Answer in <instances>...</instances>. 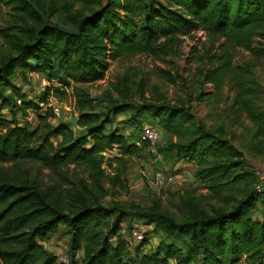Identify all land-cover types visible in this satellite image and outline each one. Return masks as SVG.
<instances>
[{"label":"trees","instance_id":"1","mask_svg":"<svg viewBox=\"0 0 264 264\" xmlns=\"http://www.w3.org/2000/svg\"><path fill=\"white\" fill-rule=\"evenodd\" d=\"M0 5L16 18L0 34L17 49L0 59V264H264V211L262 218L251 213L254 194L228 208L220 204L231 180L239 178H233L230 160L221 161L232 146L184 108L172 106L159 107V122L150 125L174 136L177 163L196 164L211 206H198L185 223L141 214L143 220L166 223V238L153 252L147 253V237L131 250L118 237L122 212L102 199L115 188L128 189V164L145 147L130 139L125 127L107 126L110 113L115 117L131 106H118L103 117L96 104L114 105L113 92H91L112 62L136 54L164 60L179 53L184 37L197 32L221 41L222 55L210 56L219 67L208 81H216L217 73L231 76L234 49L264 60V46H254L264 38V0H48L42 3L43 13L31 0H0ZM47 11L62 20L46 21ZM32 72L49 83L39 101L25 90ZM66 92L79 115L77 132L70 119L54 124L52 107L42 106ZM241 96L236 106L257 123V136H264V109L256 110ZM31 108L39 112L38 123L29 126L24 118ZM135 118L127 120L130 130ZM81 129L85 137L78 136ZM114 149L117 154L107 158L105 152ZM41 170L49 171L46 182L38 177ZM62 228L68 236L67 262L39 241L50 240Z\"/></svg>","mask_w":264,"mask_h":264},{"label":"rangeland","instance_id":"2","mask_svg":"<svg viewBox=\"0 0 264 264\" xmlns=\"http://www.w3.org/2000/svg\"><path fill=\"white\" fill-rule=\"evenodd\" d=\"M46 1L48 0H31L40 11L45 9L42 8V3ZM89 11L90 8H87L86 12ZM44 16L46 21L52 23L62 20L59 15H53L50 11L44 13ZM15 21L16 18L9 9L0 5V29H7ZM11 32L15 33V30ZM220 44L221 41H213L205 33L197 32L184 37L179 53L166 56L164 60H156L147 54H136L112 62L102 79L91 86V92L93 96L104 91L113 92L114 105L106 101H98L96 104L103 117L118 106H131L115 117L110 113L111 120L107 126L125 127V134L132 140L141 138L143 127L159 122L155 115L159 107L184 108L193 115V120L200 126L232 146V152L221 161L230 160L233 178H239L237 181L231 180L223 192L226 198L220 204L228 208L238 199L253 193L251 213L262 218L264 190L262 194L258 189L255 191L254 187L259 185L263 189L264 186V176L261 178L256 173L257 170L264 171V136H257V123L247 112L242 111L240 104L236 106L235 100L238 95H242L241 100L249 99L256 110L264 109V60L255 59L253 53L244 48L234 49L230 56L233 65L231 76L224 78L222 74L217 73L216 81H208L207 78L214 73L213 69L217 70L219 67V63L210 56L222 55ZM260 45L264 46V38L256 39L254 46ZM16 53L15 43H10L0 34V59ZM30 75L28 73L27 77ZM34 76L36 78L25 85V90L29 92L30 99L39 101L41 93L45 90L43 88L49 83L39 75ZM50 101L61 111L60 116L52 119L54 124L64 122L75 115L79 117L78 113L73 111V97L70 92H66L61 98L51 97ZM43 108L45 110V106ZM38 113L31 108L29 116L24 118V123L29 126L37 125ZM132 116L136 117V125L133 124L135 127L130 130L127 120ZM73 127L76 132L79 130V126ZM174 141V136L165 132L154 144L141 143L140 147H145L141 156L128 164V189L115 188L102 199L107 206H114L116 213L122 212L118 237L125 239L131 250L138 243L130 234L132 229L140 228L145 232L148 239L147 253L153 252L158 243L166 238L163 229L166 223L159 225L151 218L143 220L140 218L141 214H163L178 223H185L191 221V213L196 212L198 206H211L207 196L208 189L196 175V164L182 161L177 163L175 160L177 152L171 149ZM117 152V149H114L106 151L105 155L107 158L113 157ZM107 164L108 161L104 167L110 174L112 168ZM116 165L114 163L113 167ZM160 171L166 179L162 186L157 185L155 178L156 173ZM48 173V170L37 171L38 177L44 182L48 179ZM105 186L109 188L107 183ZM62 231L50 240L39 241L57 254L59 260L67 262L68 236L63 228ZM168 239L173 238L171 236ZM186 246L184 241L183 247ZM170 264L175 263L171 261ZM191 264L202 263L196 261Z\"/></svg>","mask_w":264,"mask_h":264},{"label":"built area","instance_id":"3","mask_svg":"<svg viewBox=\"0 0 264 264\" xmlns=\"http://www.w3.org/2000/svg\"><path fill=\"white\" fill-rule=\"evenodd\" d=\"M19 103H21V100H19ZM43 105L45 107L46 106L52 107L55 117L61 115V111H60L59 107L52 105L51 102L47 105L42 104V106ZM160 138H161L160 130L153 125H147L142 129L141 138L139 139L137 144L140 145L142 142H149L151 144H154ZM256 173L258 176L263 178L264 171L257 170ZM155 178L157 180V185H160V186H162L166 181V179H165V177L161 171L156 173ZM169 178L171 179V177H169ZM169 178H168V180H169ZM258 190L260 191L261 188H258ZM131 235H132L133 240L137 241L138 243H140L146 239L145 232H143L142 229H140V228L132 229Z\"/></svg>","mask_w":264,"mask_h":264},{"label":"water","instance_id":"4","mask_svg":"<svg viewBox=\"0 0 264 264\" xmlns=\"http://www.w3.org/2000/svg\"><path fill=\"white\" fill-rule=\"evenodd\" d=\"M78 121H79V117L78 116H73L72 118H70V123L73 124L74 126H78ZM87 134L86 129H81L78 133L79 137H85Z\"/></svg>","mask_w":264,"mask_h":264},{"label":"crops","instance_id":"5","mask_svg":"<svg viewBox=\"0 0 264 264\" xmlns=\"http://www.w3.org/2000/svg\"><path fill=\"white\" fill-rule=\"evenodd\" d=\"M31 75H30V80L33 82V80L36 78V76H34V74H36V75H39L40 77H42V78H44V80H46V78L42 75V74H40V73H36V72H32V73H30ZM47 81V80H46ZM48 82V81H47ZM43 87V86H42ZM43 89H45V88H43Z\"/></svg>","mask_w":264,"mask_h":264}]
</instances>
